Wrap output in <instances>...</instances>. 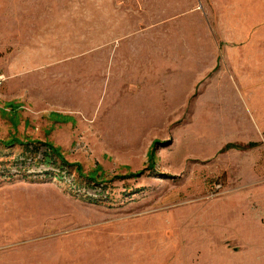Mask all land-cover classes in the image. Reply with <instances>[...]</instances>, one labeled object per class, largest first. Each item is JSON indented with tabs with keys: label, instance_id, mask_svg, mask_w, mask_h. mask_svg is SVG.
<instances>
[{
	"label": "rangeland",
	"instance_id": "obj_1",
	"mask_svg": "<svg viewBox=\"0 0 264 264\" xmlns=\"http://www.w3.org/2000/svg\"><path fill=\"white\" fill-rule=\"evenodd\" d=\"M95 1L0 0V140L108 181L0 145V264H264V0Z\"/></svg>",
	"mask_w": 264,
	"mask_h": 264
},
{
	"label": "trees",
	"instance_id": "obj_2",
	"mask_svg": "<svg viewBox=\"0 0 264 264\" xmlns=\"http://www.w3.org/2000/svg\"><path fill=\"white\" fill-rule=\"evenodd\" d=\"M8 107L11 108V112H5V114L8 115V117L10 119L15 120L17 117L16 112L18 111V108L20 107L19 105H17L14 102L8 103L7 104ZM52 117L54 119H57L58 121L61 122H69L73 119H71L68 116H64L62 114L59 113H54L52 115ZM160 142L157 141L155 142L156 144H159ZM23 145L25 147V154L26 155H30V158H34L36 159L37 156H39V154H42L43 157L41 159V162L46 164V165H55L58 166L60 169H64L65 166H76V173L79 176V180H81L80 182H84L86 181L88 184H92L94 186H100L103 185L102 190L104 191L106 189V183L108 182L105 178V172L103 171V168L101 166H97L96 169H94L93 171L89 172V173H85L84 169L82 167V165L80 164H72L69 163L66 159L65 156L63 154V151L60 147L55 146L52 142L50 141H40V140H32V139H27V140H20L16 137H13L11 139L8 140H0V145L4 146V147H12L14 145ZM154 150V149H153ZM24 154V155H25ZM156 153L153 151L150 153L149 155V160H150V166L149 168L151 170L155 169V164H156ZM29 158V156H26V160ZM22 164H25L26 161L21 162ZM50 173V172H48ZM145 174L144 170H141L139 172L136 173H130L129 175L126 176H118L115 179H128V178H137V177H141ZM56 178H62V176L60 174H55ZM93 200V199H92Z\"/></svg>",
	"mask_w": 264,
	"mask_h": 264
},
{
	"label": "crops",
	"instance_id": "obj_3",
	"mask_svg": "<svg viewBox=\"0 0 264 264\" xmlns=\"http://www.w3.org/2000/svg\"><path fill=\"white\" fill-rule=\"evenodd\" d=\"M116 3L122 4L121 1L120 2H116V1H108V2H92L90 4L92 5H82V7H79L78 5H76L77 3H73V2H56L55 4L57 5L56 8L58 9H74V8H91V9H99V8H116Z\"/></svg>",
	"mask_w": 264,
	"mask_h": 264
},
{
	"label": "built area",
	"instance_id": "obj_4",
	"mask_svg": "<svg viewBox=\"0 0 264 264\" xmlns=\"http://www.w3.org/2000/svg\"><path fill=\"white\" fill-rule=\"evenodd\" d=\"M0 79H2V77H0Z\"/></svg>",
	"mask_w": 264,
	"mask_h": 264
},
{
	"label": "bare ground",
	"instance_id": "obj_5",
	"mask_svg": "<svg viewBox=\"0 0 264 264\" xmlns=\"http://www.w3.org/2000/svg\"><path fill=\"white\" fill-rule=\"evenodd\" d=\"M264 48V47H263Z\"/></svg>",
	"mask_w": 264,
	"mask_h": 264
}]
</instances>
